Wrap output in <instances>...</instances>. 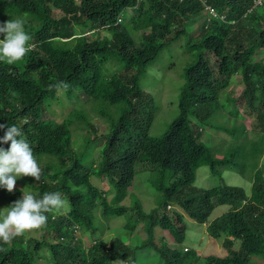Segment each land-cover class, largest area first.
Wrapping results in <instances>:
<instances>
[{
	"label": "trees",
	"instance_id": "1",
	"mask_svg": "<svg viewBox=\"0 0 264 264\" xmlns=\"http://www.w3.org/2000/svg\"><path fill=\"white\" fill-rule=\"evenodd\" d=\"M78 1L0 0V24L23 19L25 32L31 37L28 42L35 45L15 63L0 62V124L22 130L19 138L28 142L41 169L38 182L20 177L22 184L4 208L21 199L24 192L37 199L59 192L70 209L66 214L63 208L46 213V225L31 230L38 238L22 234L8 244L0 241V264H113L121 260L140 264L141 251L120 238L86 247L82 234L79 238L75 235L77 227L80 232H97L98 208L106 217L127 214L128 209L119 203L140 173L150 174L149 181L159 192V204L144 212L138 200L135 224L127 223L125 228L135 232L137 224L143 223L147 239L142 248L154 250L159 262L201 264L196 251L184 253L158 240L154 233L161 229L182 243L188 217L206 224L209 235L221 240L227 253L208 255L203 264H264V168L260 164L264 155V57L256 59L259 52L264 53V5L247 14L255 0ZM203 2L226 14V22H208L190 44L189 49L197 51L199 57L185 69L179 116L164 135L153 137L149 131L157 106L142 89L141 79L164 46L188 34V23L202 15ZM53 8L59 12L55 14ZM127 10L133 13L131 19L120 22ZM73 23L93 33L69 42L55 39L75 35ZM101 28L110 32L112 39L97 38L94 31ZM135 35L140 37L138 43ZM237 76L242 87L236 96L229 95L226 90ZM61 84L68 87L57 89ZM76 94L86 96L89 105L106 101L120 106L119 117L109 120L110 134L103 111L99 114L106 134L98 136L92 120L80 123L88 129L80 149L73 145L71 123L56 121L48 111L60 99H67L63 108L74 105L68 98ZM225 101L233 108L224 109L221 104ZM222 111L234 118L240 114L256 116L252 126L258 139L251 141V152L237 145L227 156L218 158L205 145L204 126L226 131L235 140L242 137V128L222 124ZM5 130H0V138ZM9 147L10 143L0 144L5 150ZM242 151L255 159L249 194L226 184L208 190L194 187L197 171L204 166L221 180L225 171L244 172L238 163L244 159ZM92 177L109 180L114 189L111 201L107 191L92 184ZM168 206L175 210H168ZM219 206H228L229 211L211 221Z\"/></svg>",
	"mask_w": 264,
	"mask_h": 264
},
{
	"label": "rangeland",
	"instance_id": "2",
	"mask_svg": "<svg viewBox=\"0 0 264 264\" xmlns=\"http://www.w3.org/2000/svg\"><path fill=\"white\" fill-rule=\"evenodd\" d=\"M55 14H57V10H55ZM128 14L132 15L133 13L132 11H128ZM208 18L209 17L207 16H203L195 19L192 23H188V34L182 35L179 38H174L170 41L169 44L164 46L156 60L152 62L150 66H148L145 77L141 79L142 89L154 98L157 106L156 116L149 131V134L153 137H161L162 135H164L169 129L172 122L179 116V97L181 88L184 84L185 69L190 64L195 62L197 60V57H199L198 52L191 51L189 49V46L192 42L195 41L201 28L208 21ZM104 34L108 35L109 38L111 37L110 33L107 31H102V34H100V36H105ZM135 40L138 43L139 37H135ZM263 57L264 53L259 52L256 56V59L259 60ZM211 63L215 64V60H211ZM241 80L242 79L240 77H234V83L230 88L226 90V92L229 95L236 96L242 87L240 85ZM66 101L67 99H60L59 102L53 103L54 106L50 107V109L48 110L49 113L55 115L54 117L61 116L62 111H64V108L61 106H63ZM69 102L74 104L76 107H80L82 104L85 105L83 107V110L85 111H81L76 108V111L68 117V121L71 123L73 145L74 147H79V149L83 143V140L81 139L84 138L86 134H88V129L85 125H79L78 123H76L74 118L79 115H84L91 110H93L94 112L103 111L106 116L102 119L108 127V134H110L109 120L117 119L120 115V106L111 105L106 101H95L91 102V105H89L87 104L88 98L86 96H83V94H81V96H79V94H76L72 98H68V103ZM49 105L50 102L46 106ZM221 106L224 109L233 108V106L230 103H227V101L221 104ZM65 108H67V106ZM247 115L243 116L242 114H240V116L234 118L228 117L227 112L225 111L220 112V116L223 117L222 119H220V121H222V124L230 128H242V137H240L238 140H235L233 136L226 131L210 130L206 126H204L202 127L205 129L203 131L202 137L203 142H205V145L217 157L227 156L232 150H234L233 147L237 145L246 146L245 148H243L244 152H251V141H256L258 139H256L255 135L253 134L254 130L252 126L255 122L256 116L251 115V117H248ZM90 120L97 124L98 136L106 134L105 126L102 124L99 116H97L96 119L90 116L89 121ZM78 125L79 127L76 128ZM92 134H95V132H92ZM244 152L242 151V156L244 159L238 161L244 172L238 173L234 171H225L223 173V180H221L220 177L213 176L211 174L209 167L204 166L197 171V179L194 187L202 190H208L226 184L228 186L243 188L246 193L249 194L252 188L249 177L252 175L251 172L255 163V159L253 156H247V153ZM94 157L95 159H97V151L94 153ZM87 158L89 161V156H87ZM260 164L261 167L264 168V155L261 159ZM149 178V173L138 174L135 178L133 186L128 189L127 197L119 203L120 206L126 207L128 209L127 214L121 217L104 216L103 218L101 210L99 208L95 210L96 218L94 226L97 228V232L92 233L90 231L86 232L81 230V234L84 240L83 243L86 247H90L95 241L102 240L105 242H109L111 239L117 237L123 239L126 244L136 247L137 252L141 251L138 256V263L162 264V261L159 262L160 256L154 250H149V248H142V245H144L143 241L147 239V235L143 230V223H141L139 226L137 224L138 227L136 228L134 233L125 230V225L127 223L135 224L134 219L137 216L136 214H134V209L135 204L138 202V200L141 202L144 212H151L158 207L159 192L152 186ZM91 182L100 190L104 189L105 191H107L109 195L108 199L110 201L112 200V198L114 197V189L110 186L109 180L106 179L101 181L97 177H92ZM20 184H22V178L17 179L15 188L17 186H20ZM0 193L3 196L1 200H4V202L0 206V209H3V204H6L7 199L12 197L13 192L9 193L6 189L0 188ZM174 210L175 207L172 206L170 211ZM69 211L70 209L67 205V202H65L63 213L66 214ZM228 211V206H219L214 210L212 216L210 217V220L213 221L217 218H220L224 213H227ZM185 223L186 236L184 238V242H175L168 232H165L161 229L154 231L156 238L160 241L165 240L168 245L177 248L184 253L189 250L196 251L201 259V264L204 263L205 257H207L208 255L214 254L224 256L227 254L226 252H223L224 248L222 247L221 240L216 241L209 235L206 224H198L196 221L188 217H185ZM24 235L28 239L39 237V234H36L31 230L25 232ZM138 248L142 249L138 250ZM47 253V249H44L43 254L46 255ZM151 257H153V260L151 259ZM115 262H121V264H130L126 260Z\"/></svg>",
	"mask_w": 264,
	"mask_h": 264
},
{
	"label": "clouds",
	"instance_id": "3",
	"mask_svg": "<svg viewBox=\"0 0 264 264\" xmlns=\"http://www.w3.org/2000/svg\"><path fill=\"white\" fill-rule=\"evenodd\" d=\"M78 4H80L79 1ZM202 5L204 9L200 17H209L206 24H208V22L212 21L213 19L226 22V14H220L218 11H215L212 7L208 6L205 2H203ZM263 5L264 0H255L252 8L247 12V14L252 12V10L261 8ZM55 10L57 9L53 8L54 12ZM58 12L59 11H57V13ZM123 18L127 22L129 19H131V15L128 14V10L125 12L124 17H121L120 22L123 20ZM24 23L25 22L23 19L16 18L14 20H8L3 24H0V35H3V39H0V62H6L8 64L15 63L21 60L30 50L35 48V45L28 42L31 37L25 32ZM72 25L76 32L75 35L64 39H62L61 37H57L55 39L63 42H69L76 38L88 37L89 35H91V33H93L91 31H88L86 28H83L82 26H77L76 23H73ZM102 31L106 30L101 28L98 31H94L95 33H97V38H109V36L106 34H104L105 36L101 37L100 34H102ZM110 35V39H112V34L110 33ZM135 37H137V35L134 36V40ZM56 87L57 89L61 87L67 88L68 85L61 84L57 85ZM83 107L84 106H80L79 110L85 111L83 110ZM76 108L77 107L74 105L64 108V111H62V115L55 117V120L58 122L68 121V117L76 111ZM90 116L96 119L97 116H99L100 118L101 115L99 114V112H94L93 110H91L84 115L77 116L76 118H74V120L78 124L82 123L83 121L85 123L86 121H89ZM100 120L102 122L101 118ZM92 123L96 125L97 129V124L94 122ZM102 124L105 126L104 123ZM78 127L79 125L76 128ZM3 129L6 130L4 131L3 137L0 138V144L10 143V147L7 150L0 148V188L6 189L9 193H11L14 191L16 181L20 177H31L37 182L40 181L41 169L33 156V151L28 142H26L24 139L19 138L22 136V130L15 125L7 126L0 124V130ZM7 203L8 201L6 202V204ZM64 206L65 200L62 198V194L59 192L45 193L40 199H37L36 196L30 192H24L21 199L15 201L9 208L0 211V241L8 244L16 236L22 235L30 230L40 229L47 223L48 217L47 215H45L46 213H51L53 211L58 212ZM168 209H171V206H168ZM75 235L77 238H79V236L81 235L78 227L75 228ZM96 242L98 241H95L93 244H96ZM114 264H121V262H114Z\"/></svg>",
	"mask_w": 264,
	"mask_h": 264
}]
</instances>
